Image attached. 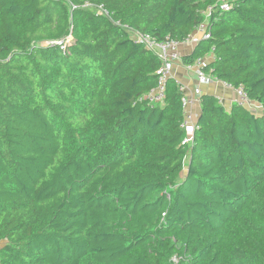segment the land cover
<instances>
[{"label": "trees", "instance_id": "trees-1", "mask_svg": "<svg viewBox=\"0 0 264 264\" xmlns=\"http://www.w3.org/2000/svg\"><path fill=\"white\" fill-rule=\"evenodd\" d=\"M214 4L0 0V264H264V0L182 57L260 114L203 95L183 145L181 85L140 101L161 61L131 33L184 41Z\"/></svg>", "mask_w": 264, "mask_h": 264}, {"label": "built area", "instance_id": "built-area-1", "mask_svg": "<svg viewBox=\"0 0 264 264\" xmlns=\"http://www.w3.org/2000/svg\"><path fill=\"white\" fill-rule=\"evenodd\" d=\"M231 9L230 0H215V4L210 6L205 11L206 20L200 24L195 33L190 35L184 41L173 40L170 37H166L163 41L139 33H131L133 40L137 44L144 45L149 51L155 53L161 61V66L157 72V85L148 94H146L140 101L145 102L150 108L154 109L157 106H162L166 99V89L170 79H173V73L176 67H182L187 72L193 73L195 81L199 85H208L212 83H220L209 74L204 72V68L215 60L214 55H209L204 59L197 60L193 65H185L182 62L183 55L180 50L182 47H195L198 43L204 40L211 39V27L209 18L216 10L221 12H227ZM108 16V13L105 12ZM214 51V48L212 49ZM210 58V63L208 59ZM222 83V82H221ZM225 87L231 89L235 94V104L245 109L252 111L254 114L261 113V106L253 102L243 86L234 88L228 84L223 83ZM181 85V84H180ZM181 91L184 93L182 98L183 108L185 109V117L182 123V129L185 132V137L182 142L183 145H191L194 141V134L199 128L198 115L193 113L191 109L193 107L200 106L202 90L196 87L194 95L189 97L186 93L185 87L181 85ZM187 170L185 169V172ZM174 262H178L177 258H173Z\"/></svg>", "mask_w": 264, "mask_h": 264}, {"label": "crops", "instance_id": "crops-1", "mask_svg": "<svg viewBox=\"0 0 264 264\" xmlns=\"http://www.w3.org/2000/svg\"><path fill=\"white\" fill-rule=\"evenodd\" d=\"M195 47H182L180 52L183 56L191 54ZM210 63V58L208 59ZM173 79H175L179 84H181L186 89V93L189 97L194 95V90L196 87L201 88L202 96L203 95H212L219 99L222 106L227 110H230L235 104V94L233 91L224 86L223 83H212L208 85H199L193 77V73L187 72L182 67H176L173 73ZM193 113H196L198 116L200 114V106L193 107L191 109ZM199 118V117H198Z\"/></svg>", "mask_w": 264, "mask_h": 264}, {"label": "rangeland", "instance_id": "rangeland-1", "mask_svg": "<svg viewBox=\"0 0 264 264\" xmlns=\"http://www.w3.org/2000/svg\"><path fill=\"white\" fill-rule=\"evenodd\" d=\"M4 243H0V249L3 247Z\"/></svg>", "mask_w": 264, "mask_h": 264}]
</instances>
